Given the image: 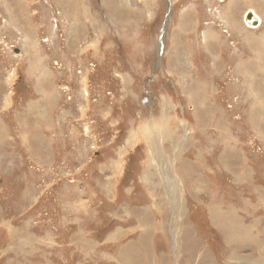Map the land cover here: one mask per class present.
<instances>
[{"label":"rangeland","instance_id":"rangeland-1","mask_svg":"<svg viewBox=\"0 0 264 264\" xmlns=\"http://www.w3.org/2000/svg\"><path fill=\"white\" fill-rule=\"evenodd\" d=\"M50 90L0 264H264V0H0V102Z\"/></svg>","mask_w":264,"mask_h":264},{"label":"crops","instance_id":"crops-1","mask_svg":"<svg viewBox=\"0 0 264 264\" xmlns=\"http://www.w3.org/2000/svg\"><path fill=\"white\" fill-rule=\"evenodd\" d=\"M9 98L11 97L0 102L4 104V107H0V156H3L5 162H20L25 156L39 165H48L59 160L64 151L56 146V141L64 139L65 133L51 123L52 114L47 106L53 108L52 102L56 100L52 98V90L32 98L26 104L20 102V107L15 102L12 107L7 102ZM61 116L64 117V114Z\"/></svg>","mask_w":264,"mask_h":264},{"label":"bare ground","instance_id":"bare-ground-1","mask_svg":"<svg viewBox=\"0 0 264 264\" xmlns=\"http://www.w3.org/2000/svg\"><path fill=\"white\" fill-rule=\"evenodd\" d=\"M249 15H250V13H249ZM249 15H248V17H249ZM248 17H247V19H248ZM253 19H255L253 16H252V20ZM252 20L251 21H249V23H251L252 22ZM163 33H164V30L162 31V33H161V36L163 35ZM256 93V92H255ZM15 236V235H14ZM13 241V240H12ZM122 254L123 255H119L118 256V259L121 261V262H123L124 264H128V256L127 255H129L128 254V252H122ZM145 258V257H144Z\"/></svg>","mask_w":264,"mask_h":264},{"label":"water","instance_id":"water-1","mask_svg":"<svg viewBox=\"0 0 264 264\" xmlns=\"http://www.w3.org/2000/svg\"><path fill=\"white\" fill-rule=\"evenodd\" d=\"M15 52H17L18 50L17 49H14Z\"/></svg>","mask_w":264,"mask_h":264}]
</instances>
